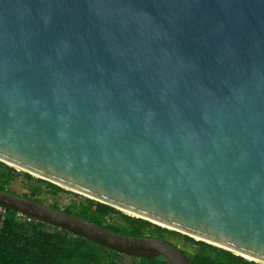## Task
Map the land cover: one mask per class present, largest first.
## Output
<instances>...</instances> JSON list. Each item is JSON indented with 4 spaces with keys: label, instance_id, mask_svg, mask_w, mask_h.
Here are the masks:
<instances>
[{
    "label": "water",
    "instance_id": "95a60500",
    "mask_svg": "<svg viewBox=\"0 0 264 264\" xmlns=\"http://www.w3.org/2000/svg\"><path fill=\"white\" fill-rule=\"evenodd\" d=\"M0 161L264 264V0H0ZM0 207L192 264L12 192Z\"/></svg>",
    "mask_w": 264,
    "mask_h": 264
},
{
    "label": "trees",
    "instance_id": "16d2710c",
    "mask_svg": "<svg viewBox=\"0 0 264 264\" xmlns=\"http://www.w3.org/2000/svg\"><path fill=\"white\" fill-rule=\"evenodd\" d=\"M16 179H21L27 187L26 193L21 196L43 204L40 195L55 196L67 192L52 182L0 161V190L14 193L7 187ZM46 205L120 234L168 241L178 246L192 264H262L88 197L71 199L62 208L56 202ZM44 224L40 220L0 207V264H121L115 258L120 252L53 225L51 231L45 230L42 228ZM121 254L134 258L135 264H169L163 256L152 258Z\"/></svg>",
    "mask_w": 264,
    "mask_h": 264
},
{
    "label": "rangeland",
    "instance_id": "374dc122",
    "mask_svg": "<svg viewBox=\"0 0 264 264\" xmlns=\"http://www.w3.org/2000/svg\"><path fill=\"white\" fill-rule=\"evenodd\" d=\"M9 190L13 191L15 194L21 195L26 193L27 187L23 184L21 179H16L11 181L7 187ZM67 192H60L55 196L50 194H42L40 198L43 200L45 204H51L56 202L61 208L67 205L71 199H82V197H86L80 193L74 192L72 190L66 189ZM42 228L45 230L51 231L53 229L52 225L46 223L42 225ZM168 240L173 241L172 238L167 237ZM175 242V241H174ZM180 245V244H179ZM189 247L195 248L194 246L188 244ZM115 258L121 262V264H135V259L129 256H125L121 253L116 254Z\"/></svg>",
    "mask_w": 264,
    "mask_h": 264
}]
</instances>
